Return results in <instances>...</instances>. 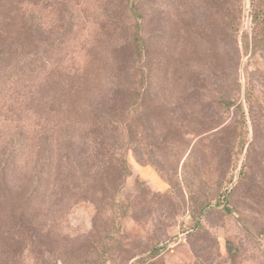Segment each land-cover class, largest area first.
<instances>
[{
	"label": "rangeland",
	"instance_id": "374dc122",
	"mask_svg": "<svg viewBox=\"0 0 264 264\" xmlns=\"http://www.w3.org/2000/svg\"><path fill=\"white\" fill-rule=\"evenodd\" d=\"M125 1L0 0V264H264V0Z\"/></svg>",
	"mask_w": 264,
	"mask_h": 264
},
{
	"label": "trees",
	"instance_id": "16d2710c",
	"mask_svg": "<svg viewBox=\"0 0 264 264\" xmlns=\"http://www.w3.org/2000/svg\"><path fill=\"white\" fill-rule=\"evenodd\" d=\"M126 5L125 7H127L128 12L130 13V19L132 22V26H133V39H132V44L135 48L136 54H137V58L139 59V63L138 65L143 63V59L146 53V38H145V34H144V24L143 22H140V16L142 17V9L140 7V0H126ZM140 68H142L141 66L137 67L138 71L140 70ZM146 82H143L141 87H138V91H139V96L137 99V102L134 103V108L132 109L131 114L128 115L126 121H125V130L126 133H120V137L124 138V139H132L134 137V133H133V128L132 125L130 124V120L133 118L134 113L138 112V109H140V107L142 106L143 102H141V100L145 98V92H146ZM249 97H248V102H252L254 100V95L251 92V90H249ZM236 105V104H235ZM239 112L241 113V118L235 121L234 127H233V132L231 134L230 137V142H231V146L233 149V154L236 155L237 151L239 150L238 154L244 151V147L245 145L248 143L249 139L248 136H246L249 132H248V125H247V119H246V115L243 109V105H240L238 107ZM255 121V120H254ZM117 129V128H116ZM253 129L255 132V137L252 141H250L249 143H254V141H256L257 136H256V127H254ZM117 133V132H116ZM249 144V146H250ZM122 152L120 153L123 163V175L124 177L128 176L131 174V168L130 165L127 161V148L122 147ZM124 151V152H123ZM250 164L248 162V157L245 158V160L243 161V165L239 174V181L245 182V180H247L250 177ZM228 194V192H227ZM230 194V193H229ZM201 224L200 222L197 223V225H195L193 228L195 229H200ZM162 248H154L153 250H151L146 256H139L137 257V259L135 260V264H143L146 262H149L148 264H161L160 262V254H161V250ZM229 249H232L229 246ZM232 251V250H230Z\"/></svg>",
	"mask_w": 264,
	"mask_h": 264
}]
</instances>
